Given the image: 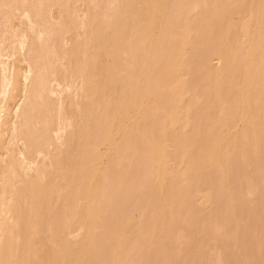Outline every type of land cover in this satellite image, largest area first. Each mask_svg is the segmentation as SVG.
Returning a JSON list of instances; mask_svg holds the SVG:
<instances>
[{
	"label": "rangeland",
	"instance_id": "374dc122",
	"mask_svg": "<svg viewBox=\"0 0 264 264\" xmlns=\"http://www.w3.org/2000/svg\"><path fill=\"white\" fill-rule=\"evenodd\" d=\"M45 1H47V2H45ZM138 1L139 0H51V1L50 0H0V58H1L0 59V82L2 79V73L1 72L5 66H10L12 64L13 66L12 65L11 66H12L13 70L16 69V62H17V59L19 57L18 56L19 50H20V54H25V53H28V51H29V53H32L34 51L37 52L41 49V50H43L44 55L46 56V55H49V52L46 51L47 50L46 48L51 47V45H53L54 39H58L57 42L60 43V47L58 49L60 56L65 54V51L68 53H66L64 56H62L64 58H62V59L60 58L61 60H59L60 56H56V55L55 56L57 57L58 60H54V57H52L53 59L48 58V60H52L54 62L53 64L55 66L59 65L58 67H60L61 69L59 68L58 70H60V75L62 77H63V72H66L68 74L72 73L74 76L78 77L79 79L76 78L75 79L76 81H74V83H71V84L69 83V88H68V85H67L68 83L66 82V80H65V82L67 84L62 81V85H61V87H59V90L61 91V93L59 94V97L64 100V114L65 115L63 114V117L60 118L59 120H57V118H58L57 111L56 110L48 111V116L51 117V120H52V123H54V126H55V123H57V121H59V125H60L59 127L60 128L62 127L61 128L62 131H59V133L58 132H57V134H55L56 132L51 133L52 134L51 135L52 143H53V146H58V148L62 146L60 149L66 150L67 147L65 146V144H66L67 139L70 138V136H72V134H73L72 130L75 131V129H76V131H77V129L81 128V126L83 129V125L85 123L86 124L84 125V129L86 131H87V129L89 130L87 132L89 133V136H90L89 137L88 133L85 131L87 139L86 140H85V138L79 139V142L76 141L72 147L70 146L68 148V151H69V153H71L70 154L71 156H73L75 153H78V150H79L78 154L81 153L80 156H82L80 158V157H78L79 155H77V156L75 155L76 156L75 159L77 157L79 159L77 158L75 161H73V164H70V163H72V159H74L71 156H69L68 157L69 159H67V160H71V162L69 161L70 163H67V160L64 159L63 162L60 163L58 166L52 164V163H54V152H55L53 146L50 147L49 149L46 148V151L44 153L43 152H39V153L36 152V154H35V147L33 148L34 150L31 148L30 149L31 151L30 150L27 151V154L29 152L30 153L33 152V153H31V155L29 153L26 156V157H28V160H26V158L25 159L23 158L26 161L25 162L23 160L25 163L22 161V159L20 161H18L17 167H16L17 173H15V175L13 174L14 176L13 175L11 176V178H12L11 183L13 185L15 184L16 189L14 188L15 186H13V188H11V186H9V187L12 190L15 189L16 191H17V187H18L19 192L17 191L18 195L16 194V191H15V195L13 194L14 191L12 194L10 193L12 196H10V194H8L9 198H11L13 201V202L12 201H10V202L14 203L13 205L15 206V208H14L13 205H11L12 206L11 209L14 208L15 211L11 210L13 212V214L11 213L10 215H13L15 217H11L9 214H1L0 215V217L2 215H3V217L8 216L9 221H11L13 219V222H14V224H13V222L11 221L12 222V225H11L12 230L7 229L8 230L7 235L5 233V235L3 237V242H2L3 245L0 248V260H2V257H3V260L0 261L1 264H7V263L8 264H26V263L27 264H33V263L34 264H37V263L38 264H45V263L46 264H72V263L83 264V263H85L84 261H86V263L89 262L90 264H94V263L98 264L99 260H100L101 264H111L112 262H113L112 264H144V259H143L142 254H145L146 252L149 251L148 249H152L154 246H156V245L151 246V244L155 243V239H156V237H155L156 234H154L153 230H152V224L155 222L156 218L158 217V214H159L158 213V211H159L158 207H160L159 205L161 203L165 202L166 205L171 207V209L169 208V210L167 211V213L169 212L168 215H172V214H170V211L172 210V206L170 205V201H168L169 195L168 196L166 195L167 198L165 195L163 196V194L168 193L166 191L167 189H165L168 187H165L164 189H159V190H162L161 193L157 189H155L156 191L154 190V188L149 189V187L154 186V183L152 182V180L154 179V182H155V174H154V172L151 174V171L154 168L151 170L153 163H152V161L149 162V160H147V159H150V160L152 159V158H148V154H150V156H151L152 152L154 153L155 150L152 149L154 144H155L154 146H158V147L161 146V144L165 145L164 148L169 153V155L167 154L166 158H168V160L170 159L169 160L170 162H167V164L169 165V167L167 165V170L163 169V172L165 171V173H166V174H164V177H167L166 182H169L170 180H172L174 178H178L179 175L181 177V174L184 175L185 172H186V174H188V172H190V174L191 173L193 174L192 164L190 165V163H193V161L196 157L200 158L205 154L204 149L201 146L197 145L196 136L195 137L191 136L190 140H188L187 144H185L186 146L184 145L185 141L182 142V140L184 139V135L189 131V129H188L189 127L188 126L185 127L186 126L185 124L186 123H193L192 127H191L192 129L190 128V131H189V133H191V135H192L194 132V127L196 126L197 123L201 122L202 124H205V122L207 121L206 122V124L208 123L207 126L214 123L212 121V119L213 118L215 119V117H218L217 115H218V113H220L219 112L220 106L224 105L225 102H227V100L226 101L224 99L221 100V98L218 94H216V95H218L219 98L217 96H215V93H213L214 97L212 98L211 97L212 95L208 94V92L205 91V90H207V88H206L207 85H208V89H211V87H210L211 84L208 83V81L206 83L205 82L206 79H204V78L209 73H212V71L215 72V70H214L215 67H216V73H217V71L225 65V64H223L224 62H222L223 61L222 59L225 56L223 57L222 55L226 51H228L230 54L231 51L226 50L227 48L228 49L231 48V47H229V45H230L229 43H231V45H232L233 43H235V41H237L235 39V35L237 37L236 30L231 31V39L226 40L227 39L226 34H228V32H229L228 25L226 23L227 22L229 23V20H230L231 24H234L236 26L240 25L241 23H243V24L247 23L251 19V17L249 15L252 16V14L249 13L251 11H248V10L250 9L249 8L250 6H251V9L253 8L252 6H254V4H253L254 0H247V1L244 0L246 2V4L248 2L246 7H244L246 5L243 3L244 1L240 0V5H241L240 7L246 11L242 10L244 12L243 13L242 11H240L241 9L238 10L236 8V9H234V11L236 12V14L238 13L240 16L237 17V15L234 14L235 13L234 12L233 13L234 17H232V15H231L230 19L225 16L226 13L231 8L230 7L231 3H229V4L227 3L226 5L224 4L228 0L227 1L223 0L224 2L222 0H199V1L198 0H171V3H169L168 6L166 7V10H164L165 13L162 14V16L159 15L160 16L159 19L157 18V20L154 22L151 30H149L147 27L146 33H145L146 37H144L143 39H141V38L138 39V37H139L138 33H142V32L140 31V27L138 25L137 19L140 18V13H142V12H140V10L143 11L144 4H143L142 0H141L142 3L138 2ZM216 2H217V4L220 5V6L218 5L217 9H216L217 4H215ZM48 3H50V4H48ZM51 6H53L54 8ZM133 7H134V9H133ZM202 7L205 9H203ZM208 7H210V8L208 9ZM44 8H46V9H44ZM227 8H229V9H227ZM39 10H41V11H39ZM213 12H214V14H213ZM245 12H246V14H245ZM3 13L5 14L6 17L4 16ZM204 13H206L207 15ZM10 14H12V15L10 16ZM222 14L224 15L225 19L221 18L219 20L220 22L216 21L215 17L220 18V16ZM133 17H134V19H133ZM212 17H214V18H212ZM242 17H244L245 19L246 18H249V19H247L248 21L245 22L246 20H243L244 18H242ZM208 18H210V19L208 20ZM238 18L239 19L241 18L243 20V21L241 20V23L239 22L240 24L238 23V21H239ZM76 24H79V25H76ZM29 26H30V28H29ZM3 27H5V28H3ZM32 32H33V35H32ZM50 32H52L53 34ZM48 33H49V35H48ZM215 33H217V35ZM212 34H214V35L212 36ZM150 35H151V37H149ZM214 36H216L218 51L222 50L221 52L219 51V54H218V55H220V58L215 57L213 55V57L211 56L213 59L209 58L210 63H206V65H205V62H202L200 59L197 58V56L203 47L206 48V44H208V42L210 40H212L214 38ZM37 38L39 39V41L37 40ZM51 39H52V41H51ZM154 39L156 40V42H158L160 44L158 45V43H157L156 46H154V45L151 46V44H152L151 40H154ZM138 41H140V43ZM218 42L219 43L223 42L226 44L222 43L223 45L222 44L218 45ZM35 43L37 44V46ZM59 43H57V45H59ZM241 43H242V45L244 43L243 47H241V48L243 50H247V48H248L247 46H248L249 42L243 40ZM89 44H90V46H89ZM44 45L46 48L44 47ZM12 46H14V47H12ZM18 46H19V48H18ZM224 46L227 47L225 49L226 51L223 49ZM22 47H24V48H22ZM29 47L31 48V50ZM66 47H67V50H66ZM220 47H223V48H220ZM20 48H22V49H20ZM144 48L146 49V52L149 51L147 54L145 52H143ZM22 50H23V52H22ZM248 50H249V48H248ZM14 51L16 52V54ZM46 52H47V54H46ZM228 52H226V53H228ZM244 52H246V51H244ZM161 53H163V54H161ZM148 56H149V59H147ZM5 58H7V59H5ZM159 58L162 60L161 62H160ZM172 58H173V60H172ZM215 58H218V60L217 59L215 60ZM89 59H91V60H89ZM7 60H9V61H7ZM150 60L151 61L155 60V61L153 64H149ZM167 60H169V62ZM66 61H68V62H66ZM7 62H8V65H7ZM195 62L197 63V65ZM61 63L64 66L63 65L61 66ZM193 63H195V64H193ZM214 63H218V64L215 65ZM157 64H158V66H157ZM175 64L177 66V69L179 68L178 66H181V67L183 66L182 67L183 69L180 67L181 71L178 69L179 73L181 72L180 74L178 73V71L176 72L177 69H174ZM178 64H180V65H178ZM200 64H202V65H200ZM134 65H136V67ZM153 65H155V66L153 67ZM203 65H204V67H203ZM221 65H223V66H221ZM171 66L172 67L174 66V67L171 68ZM139 67H140V70H139ZM205 67L207 69L206 72H204L206 70ZM182 70H183V72H182ZM197 70H198V72H197ZM152 71H153V73H152ZM175 72L179 76H177V74ZM202 72H204V74ZM144 73H145V75H144ZM183 73L185 75H183ZM205 73L207 75H205ZM49 74H50V72H49ZM168 74H169V76H168ZM87 75L92 76L96 80L95 87L97 90L94 89V91L91 92L92 95H95L97 92V94H96L97 96L95 95V97H97L96 99H98L99 102H97V105L95 104V106H91V103L93 104L96 101H93V102L91 101V100H93L92 96L90 95V97H89V93L87 94L88 91H87L86 87L84 86V82H82L83 80L81 79V77H85V76L87 77ZM147 75L149 76V78ZM146 78H148L150 80L152 79V83H151L152 86L151 87L153 88V86H154L153 83H154L155 86H157L156 88L154 86L155 90H154V88H153V90H150V87L147 85V79ZM178 80L181 81V84H179L180 81L178 82ZM191 80H193V81L191 82ZM176 82L178 83V85L176 84ZM198 82H199V84H198ZM202 82H203V84H202ZM200 84H202L203 87ZM81 85H82V87H81ZM173 85L175 86V88H176V85H177V87L179 86V88H180V91H178V94H177V98L175 96L176 94L173 93L174 91H172V90H174ZM194 86H196V87H194ZM147 88H148L149 92H148V90H146ZM0 89H1V87H0ZM122 90H124V91H122ZM145 90H146V93L145 94L142 93V92H145ZM194 91H195V93H194ZM84 92H85V95H84ZM120 92H122V94H120ZM151 92L153 94H151ZM115 93L118 95V97L120 95L122 97V98L119 97L122 100H119V98H118V100L120 102L118 101V103H115V104H118L119 108H117V106L116 107L112 106V103L114 101L113 99H117V95ZM126 93H127V96L131 95L130 97L132 98L133 101L132 102L130 101V103L132 104L131 107L128 110L123 109L124 110L123 111V110H120V106L123 103V101L125 100V98H127ZM157 93H159V94L161 93V96L162 95L164 96L163 98H165V97L167 98L168 96H170L166 99V100L169 99L168 100L169 102L167 101V103L171 104L170 106H172L170 112L168 109L166 110V108H163V107H165L163 105H165L167 103L165 100L159 99L157 97ZM142 94L146 95V96H144V98H142L143 97ZM81 95H82V97L80 98ZM86 95L90 99L89 105H88V107L90 106L89 108H87V105L83 104L84 101L81 102L82 100H85ZM139 95H140V97H138ZM173 95L175 96V97H173L175 100H172L171 96H173ZM186 95L188 97H186ZM133 96L135 97V101L137 99V102H134ZM153 98H155L156 101ZM157 99L161 100L163 102V105L161 104L162 102L160 103V101H158ZM213 99H215V100H213ZM86 100H88V99L86 98ZM186 100H188V102ZM216 100H218V103ZM121 101H122V103H121ZM157 101L160 103L159 106L162 105L163 107H158V109H157V105H158V104H156ZM178 101H180V102L178 103ZM199 101H200V103H199ZM215 101L217 103L216 105L218 106V108L216 107V109L217 110L219 109V110L218 111L216 110L217 115L212 117V115H210V112H212L211 106L213 104L215 105ZM99 103H101V104L103 103L104 105L102 104L101 106H98ZM104 106H106L105 110L107 112H110L111 110H115L114 108H116V110H117L116 114L114 116L113 115L110 116V113L112 112L111 111L108 116H104L103 115V114H105ZM175 106L178 109L180 108V113L182 116V121L180 123H178L177 125H173L172 122L170 121L171 120V114L170 113L172 112V109ZM154 107H156V108L153 109ZM176 107H175V109H176ZM82 108H84L85 110H82ZM90 108H92V109H90ZM160 108H163V109H160ZM198 108H200V109H198ZM42 109L43 108L41 106V109H39L38 113L41 112V114H42V112L45 110V109H43V110ZM182 109H184V110H182ZM40 110H42V111H40ZM155 110L160 111L159 113L157 111V113L159 115L154 112ZM166 111H168L169 114L164 113ZM185 111H186V113H185ZM208 112H209V114H208ZM38 113H37V116H42V115L44 116V114L47 115L46 110H45V112H43L42 115L41 114L39 115ZM97 113L102 114V115L98 116L99 117L98 120L100 121L99 124H96L95 122L97 120L95 121L93 119V116L95 114L97 115ZM162 114L165 116H163ZM167 114L169 116H167ZM145 115L147 117H145ZM154 115H158L157 119ZM54 116L56 118H54ZM116 116H118V120H119V118H122L121 121L124 119L123 123L125 124V126H123L124 124L123 125L121 124V127H119L118 123L119 122L121 123V121L117 120L116 124H118V125H116V127H113V132L109 131L110 125H107V122H110V121L112 122L113 117H116ZM166 116H167V118H166ZM192 119H194V120H192ZM166 121L167 122L170 121V122L166 123ZM183 121H187V122L185 124H183ZM136 124H139L140 126H144V128H142V131H143V129H146V133L144 131H143L144 133L141 131L143 133V135L147 134V136L149 135V137H151V138L156 136V138L153 139L154 140L153 144H151L152 141L149 142V140H151V139H149V137H147V136H146V138H143V136L140 137L141 140L138 143L139 144L141 142L145 143V141H142V139H144V140L146 139V141L149 139L148 143H150L152 146L148 145V143L146 142L147 143V145L145 144L146 147L144 144L142 146L141 144L139 145L137 143L142 148L137 146V144L136 145L132 144L133 145V148L131 147L132 150L130 148L126 149L124 147H123L124 149H122V150L121 149L116 150L114 147L115 142L118 143V140L120 141V139L122 138V135H124V131H121V130L124 129L125 127H127L128 130H129V128L133 129L134 125H136ZM146 124H148V125H146ZM206 124H205V126H206ZM126 125H128V126H126ZM241 125H242L241 122H237L236 130H240V129L242 130ZM145 126L148 129L145 128ZM149 126H151V127H149ZM183 126H184V128H183ZM106 128H107V130H106ZM150 128H151L150 131L152 134L147 133V131ZM84 129H83V131H84ZM163 129H165V130H163ZM208 129H209V126L207 127V130ZM91 130L96 132V133L100 132V136L105 133L101 137L102 139L104 137L103 140H100L101 138L97 134L98 140L101 143L100 142L98 143L97 138L95 140L92 139L94 132L92 133ZM160 131H161V133H160ZM164 131H168V135L164 136L165 134L162 133ZM171 131L173 133H171ZM66 132H67V134H66ZM106 133L109 136L108 135L106 136ZM142 133L139 134V136H141ZM120 134H122V135H120ZM125 134H126V132H125ZM158 134H159V136L157 137ZM178 135H179V138L176 137ZM105 137H106V139H105ZM162 137H164L163 138L164 142H163V139H161ZM107 138L110 139V141H108ZM176 138L179 140H175ZM181 138H182V140H181ZM167 139H169V140H167ZM80 140H82V141L80 142ZM96 140H97L96 143L100 144V146H99L100 148H98L96 151V154H97V155L95 154L96 158L93 159L92 162H90V164L93 166L92 168H90V170L92 169L94 174L91 173L92 172V170H91V172H89L88 174L87 173L85 174V177H82L80 175V173H82V170H80V168H82L83 167L82 165L85 164V163H83L84 161H82L83 160L82 158L85 155L83 152H81V149L83 151V148H82L83 144H81V143H83L84 141L88 143V141L91 142V141H96ZM112 141L114 143V146H113V143L111 144ZM180 142L182 145L180 146V149H177L178 148L177 146ZM76 143H78L81 146V149H80V147H78V149H76V146H79ZM147 146H149V147H147ZM134 147H136L137 150H135ZM51 148H53V149H51ZM149 148L152 151H150ZM70 149L71 150L75 149V150L71 151ZM128 149H130V150H128ZM184 149H187V150H184ZM182 150H183V152H182ZM128 151L131 152V155ZM48 152L50 154H47ZM72 152H73V154H72ZM98 152H99V154H98ZM37 153L39 156H37ZM40 154H41V156H40ZM114 154L116 157L114 156ZM186 154H188V156ZM34 155H36V156L34 157V159H32ZM234 155L236 156V153ZM30 157H31V159H30ZM52 157H53V162L50 161V159H52ZM132 157H135V159L140 161V164L138 163V165H137L138 168L140 167L139 169H137V167L135 166L137 163V160H134L135 161V163H134L132 161V159H133ZM141 157L147 158L146 162H144L145 161L144 158H143L144 161H143V159L141 161ZM70 158H72V159H70ZM235 158H236V160L238 159L237 161L240 163V167H241V168H239V167L236 168L237 169L236 172L240 169V172H242V173L244 172L243 170H246L247 171L246 173H248V171H249L248 174H251L252 166L250 164H248L247 161H245L241 157L236 156ZM42 160H44V161H42ZM77 160H78V162L82 161L81 164L82 163L83 164L82 165L79 164L78 162H76ZM30 161H33V162H30ZM64 161H65V164H64ZM131 161L133 162L134 165L132 164ZM20 162H21V164H19ZM74 162L76 163V165L74 164ZM121 162L123 165L120 164ZM23 163H24V167H23ZM125 163H127V164H125ZM90 164H88V168H89ZM112 164H114V165H112ZM69 165H74V166H69ZM126 165L128 166V168ZM132 165H133L134 170L131 169ZM141 165L144 167L142 168ZM68 166H69V168H68ZM75 166L76 167L78 166V167L75 168ZM84 166H86V164ZM107 166L109 167V169L111 167V169L108 170V172H107V169L105 170V167L107 168ZM188 166L189 167L191 166V171L187 172V169L190 170ZM70 167L71 168L74 167L78 171L77 170L74 171V168L71 170ZM123 167H124V169L125 168H127V169L124 171ZM94 168H96V171L98 170L97 171L98 175H97V172H95ZM103 168H104V171L102 170ZM114 169H116L118 171V174H117L116 170H115L116 172L115 171L112 172ZM120 169H123V171H119ZM148 169H150L151 171ZM24 170H25V173L28 174L25 177H23V173H24L23 171ZM39 171H41V173H39ZM42 171H44L46 173H44ZM73 171L76 173L74 174ZM132 171H133V173H131ZM51 172H53V173H51ZM70 172H71V174H70ZM25 173H24V175H25ZM113 173L114 174L116 173L118 176L116 174L114 175ZM127 173H129L128 174L129 176H127ZM16 174L20 175L19 178L22 181L23 180L25 181L27 179L25 182L24 181L22 182L18 178L19 181L23 183L22 186L17 181V179L15 177V176H17ZM48 174H50V175L47 176ZM77 174H78L77 177H79V175H80L82 177V179H80V178L76 179L75 175H77ZM105 174L108 175L109 177L106 176ZM121 174H122V177L119 176ZM148 174H149V176H148ZM40 175H41V177H39ZM44 175L46 177H44ZM82 175H84V174H82ZM69 176H71V177L69 178ZM74 176H75V179L73 180ZM97 176H98V178H97ZM22 177H23V179H22ZM103 177H105V178L103 179ZM107 177L109 178V180ZM117 177H119L120 181L118 180ZM147 177H151V178H148V180H150V181L147 180ZM169 177H171V178H169ZM85 178H86V180H85ZM13 179H14V181L16 180L15 183H13L14 182ZM144 179H146V180H144ZM50 180H52V181H50ZM70 180L72 182H70L69 183L70 185H69L68 181H70ZM30 181L31 182L35 181V182H33L35 184H37L39 181H41V184H39V185L37 184V188L39 189V187H40L39 191H41V193L39 192V194H42V195L38 196L39 194L37 193V191H38L37 188L36 189L33 188L34 190L31 189V187L29 186L30 185L29 183H31ZM118 181L120 184L117 183ZM16 182H17V184H16ZM46 182L49 183L50 185L46 184ZM146 182H148V183L146 184ZM72 183H74V184H72ZM150 183L152 184V186H149V185H151ZM71 184H72V187H71ZM129 184H131V185H129ZM167 184L170 185L169 183H167ZM43 185H45L46 187H43ZM24 186L25 187L29 186L28 187L29 192H28L27 188H24ZM99 186H100V189H99ZM246 186L247 187H245V184L242 186V188H243L242 191H244L243 194H245L244 196L246 197V200H247L249 206L257 207L258 206V200H257L256 190H254V188L252 186L249 187L250 185H246ZM47 187H49L51 189H49ZM58 187H59V189L57 190ZM65 188H67V189H65ZM47 189H49V190H47ZM141 189H142V191H141ZM143 189H144V191H143ZM22 190H23V192H22ZM26 190H27V192H26ZM35 190L37 193L36 195L33 194V193H35L34 192ZM78 190H80V191H78ZM194 191H192V192H194ZM21 192H22V194H20ZM24 192H25V195H24ZM83 192H84V194H83ZM65 193H66V196H65ZM152 193H153V196L151 195ZM67 194H68V196H67ZM158 194L161 195L162 197H165V200H163V198L161 199L160 198L161 196H158ZM30 195L32 197L34 195V197L32 199L30 198V200H29V197H31ZM70 195L74 196V197L69 198ZM194 195H195V199L196 198L198 199L197 193L196 194L194 193ZM35 196H37L39 198L35 199ZM41 196H43V198H41ZM45 196H48V198ZM44 197H45V199H44ZM49 198H50L51 202H50ZM157 198H159V200ZM139 199H141V200H139ZM32 200H33V202H32ZM104 200L107 201L108 204ZM24 201L25 202L27 201L26 204ZM29 201H31V202H29ZM166 201L169 203H167ZM105 204H107V205H105ZM39 205H40V207H39ZM66 206L68 209L66 208ZM99 206H101V207H99ZM203 208L204 209H202V210L208 209L210 211V208H212V205L209 206V204H206V206L203 205ZM93 209H94V211H93ZM51 212H53L55 215ZM99 213L102 215L101 219L99 217V215H100ZM121 213H123V214H121ZM23 214H24V216H23ZM39 215H41L40 218H42V219H39V217H38ZM110 215L114 216V218L111 217ZM33 216H35V217H33ZM3 217H1L0 220L3 221ZM79 218H80V220H79ZM92 218H94V219H92ZM110 218H111V220H110ZM119 218H120V220H119ZM35 219H36V221H35ZM38 219H39V221H38ZM109 220L110 221L113 220L111 222V224L113 223L112 224L113 226L109 223L110 222ZM245 220L242 221V224L247 222V219H245ZM99 221H102V222H99ZM31 222L35 223V224H32ZM53 222H55V224ZM148 222H149L150 226L149 225L147 226ZM38 223H39V225H37ZM94 224H96V225H94ZM108 224H110L111 226ZM114 224H115V227H114ZM32 225H34V226H32ZM97 225L98 226L100 225V227H98ZM219 225L221 228L219 230V232H221V233L218 235H214V234L211 235V239L213 240V242L215 244L213 242L208 241V236H206V237L204 236V233H206V232H203V231L200 232V230L198 229L199 231L196 230L197 233H195V234H196V236L199 235L198 237L203 236L206 239L207 246H209V247L211 246V249H212L211 254H214L213 256H211V260L213 259V264H226L225 261H226V256H227V254H226L227 248L225 247L224 244L223 245L220 244L221 246L217 245L216 242L217 241L222 242V240H228L232 236L233 231L228 232V230L227 231L224 230L223 224L219 223ZM45 226H46V228H45ZM47 226H48V228H47ZM56 226L57 227L60 226V227H58V229H57ZM52 227H53V231H50V230H52ZM113 227H114V229H113ZM101 228H102V230H101ZM142 228L144 231L146 229H149L150 232L148 230L143 232ZM182 228H184L185 230L187 229L186 226L185 227L182 226ZM37 229H39V230H37ZM178 229H179V231H178L179 233L181 230H183V232L185 231L184 229H180V227ZM60 232H61V234H60ZM102 232L103 233L105 232V233L103 234ZM108 232H110V233H108ZM140 232L142 235L140 234ZM112 233L114 235H120L119 237H123L122 239H124L123 244H125V246L123 245L120 250H116L117 252L115 251V248L113 247L115 245L117 246V242L114 241L115 236L112 235ZM151 233H152V235H151ZM95 234H97L98 237ZM107 234L108 235L111 234V236L110 235L107 236ZM6 236H8V238ZM31 237H32V239H31ZM101 237L103 238V240ZM107 237L110 238L111 240L110 239L108 240ZM153 237H155V238H153ZM138 238L140 240L142 239L141 243H140V240ZM148 238H149V241L146 240ZM29 239H30V241H29ZM36 239H38L39 241ZM46 239L48 240V242ZM205 239H203V241ZM150 240H151V244L149 243ZM34 241H35V243H34ZM103 241H105V242L103 243ZM146 241H148V243L150 245ZM71 242H73V243H71ZM87 242H89V244ZM107 242H108V245L106 244ZM86 244H88L89 246ZM96 244H97V246H96ZM98 245L101 246V248H98L99 247ZM146 245H147V247H146ZM86 247H88V248L91 247L90 248L91 251L90 250L88 251V248L85 249ZM5 249H6L7 253H6ZM103 249L106 252H104ZM85 250H87V251H85ZM99 250L101 251L100 253H102V252L105 253V254L102 253L101 257H99L100 256L99 255L100 253H98ZM121 250H123V251H121ZM33 251H35V253ZM47 251L49 252L50 255L47 254L48 253ZM52 253H55V254H52ZM112 253H114V255ZM6 254H8V255H6ZM111 254H112V256H111L112 260L110 259V256H109ZM46 255L52 258V260L50 262L48 259H46ZM7 257L11 258V259L9 260ZM70 257H71V259L72 258H75V259L78 258L76 260L77 263H76V261L74 262L75 259H73V261H70ZM80 257H81L80 260H82V261L84 260L83 262L79 260ZM103 257H105V259ZM83 258H85V259H83ZM90 259L91 260L94 259V261H92L93 263H91V261H88ZM20 260H21V262H20ZM191 260H192V258L189 259V262L192 263L193 261H191ZM191 263H189V264H191Z\"/></svg>",
	"mask_w": 264,
	"mask_h": 264
},
{
	"label": "bare ground",
	"instance_id": "6f19581e",
	"mask_svg": "<svg viewBox=\"0 0 264 264\" xmlns=\"http://www.w3.org/2000/svg\"><path fill=\"white\" fill-rule=\"evenodd\" d=\"M51 1V0H50ZM143 4H144V8L143 11L140 10V18L137 19L138 21V25L140 27V31L142 33H138V39H143L144 37H146L145 33H146V29L148 27L149 30H151L154 22L157 20V18L159 19V15L162 16V14H164V10H166V7L168 6L169 3H171V0H142ZM141 0H139L138 2L142 3ZM199 1V0H198ZM223 1V0H222ZM227 1V0H226ZM244 1V0H241ZM247 1V0H246ZM47 2V1H45ZM53 2V1H52ZM207 2V1H206ZM224 2V1H223ZM3 3V2H2ZM21 3V2H20ZM51 3V2H50ZM48 3V4H50ZM203 3V2H202ZM229 4L230 5V10L226 13V17L230 19L231 15L232 17H234V14H236V12L234 11V9H238L240 11L244 10L243 8H241L240 6V0H228L227 2H225L224 4ZM244 4H246V2H243ZM35 4V3H34ZM69 4V3H68ZM207 4V3H206ZM209 4V3H208ZM212 4V3H211ZM217 4V2L215 3ZM248 4V2H247ZM247 4L244 6L246 7ZM254 6H252L253 8L251 9V6L249 7L250 9L248 11L251 15H249L251 17V19L248 21L247 19L249 18H244L243 20H246L245 24L241 23V18L239 19L238 23L240 25L236 26L234 24H231L230 20L229 23L227 22L226 24L228 25V34H226V40H230L231 39V31L236 30L237 33V37L235 35V39L237 41H235V43H233L231 45V43H229V47L231 48H227L224 46L220 47L223 48L224 50H229L231 51V53L229 54L225 53L222 55L224 58L222 59L224 62L223 64H225L221 69H219L216 73V67H215V72L212 71V73H209L208 75L205 73V75H207L204 79L205 82L210 83V87L211 89H208V85L206 86L208 94L212 95L211 97L213 98L214 95L213 93H215V96H217L219 98H221V100H227V102H225L224 105L220 106V113H218V115L216 114L217 110L216 107L218 108V106L216 105L217 103L215 101V105L213 104L212 107V112H210V115L213 116H218L215 117V119L212 121L214 123L208 125L209 129L207 130V124L205 126V124L197 123L196 126L194 127V132L191 135V133H189L190 128L192 127L193 123H186L187 121H183V124H185V127H189V131L184 135V139L182 140L185 141L184 145L187 144V141L190 140L191 136H196L197 138V145L201 146L204 151L205 154L198 158L196 157L193 161V163H190V165L192 164V172L193 174L191 175L190 172L191 171V166L189 167L190 170L187 169L188 174H181V177L179 175L178 178H174L172 180H170L169 182H166L167 177H164L165 171L167 170V162H170L168 160L167 154L169 155L168 151L165 150V145L161 146H154L153 145V150L154 153L152 152L151 156L150 154H148V158H152L144 159L141 157V161L143 159L144 162H146V159L150 161H152L153 166L151 167V174L154 172L155 174V182L154 179L152 180V182L154 183V186H152V182L150 183L152 187H149V189L154 188L159 190V189H167L166 191L168 193L163 194V196L165 195H169L168 196V201H170V205L172 206V210L170 211V214L172 215H168L167 211L169 210V208L171 209V207H169L168 205L164 203H159L160 207L159 211H158V217L156 218L155 222L152 224V230L153 233L156 234V239H155V243L151 244V240H150V244L151 246H154L152 249H148L149 251L146 252L143 255V259H144V264H189L191 262H189V259L192 258L191 261H193L191 264H213V259L211 260V256H213L214 254L212 253V249L211 246H207V242L206 239L201 236L198 237L196 236L195 233L196 230H200L204 233V236H208V241L209 242H213V240L211 239V235H218L221 232H219L220 225L219 223L223 224L224 226V230H228L229 231H233L232 236L228 239V240H222V242L217 241L216 244L220 245V244H224L225 247L227 248V256H226V264H264V0H254L253 2ZM21 5V4H20ZM56 5V4H55ZM130 5V4H129ZM219 4H217L216 9L218 7ZM251 5V4H250ZM7 6V5H6ZM19 6V5H18ZM40 6V5H39ZM46 6V5H45ZM220 6V5H219ZM222 6V5H221ZM9 7V6H8ZM7 7V8H8ZM30 7V6H29ZM33 7V6H32ZM42 7V6H41ZM53 7V6H51ZM127 7V6H126ZM200 7V6H199ZM204 7V6H203ZM202 7V8H203ZM229 7V6H228ZM14 8V7H13ZM43 8V7H42ZM54 8V7H53ZM128 8V7H127ZM210 7H208L209 9ZM46 9V8H44ZM118 9V8H117ZM116 9V10H117ZM134 9V7H133ZM132 9V10H133ZM205 9V8H203ZM224 9V8H223ZM229 9V8H227ZM38 10V9H37ZM63 10V9H62ZM69 10V9H68ZM123 10V9H122ZM139 10V9H138ZM201 10V9H200ZM199 10V11H200ZM215 10V9H214ZM41 11V10H39ZM46 11V10H45ZM78 11V10H77ZM95 11V10H94ZM198 11V12H199ZM219 11V10H218ZM226 11V10H225ZM246 11V10H244ZM27 12V11H26ZM38 12V11H37ZM71 12V11H70ZM79 12V11H78ZM127 12V11H126ZM235 12V13H234ZM243 12V11H242ZM21 13V12H20ZM221 13V12H220ZM219 13V14H220ZM234 13V14H233ZM244 13V12H243ZM4 14V13H3ZM42 14V13H41ZM44 14V13H43ZM206 14V13H204ZM214 14V12H213ZM246 14V12H245ZM12 14H10L11 16ZM35 15V14H34ZM77 15V14H76ZM207 15V14H206ZM210 15V14H209ZM216 15V14H215ZM237 17H239L240 15L237 13L236 14ZM5 16V14H4ZM63 16V15H62ZM75 16V15H74ZM139 16V15H138ZM219 16V15H218ZM6 17V16H5ZM9 17V16H8ZM20 17V16H19ZM215 17V16H214ZM212 17V18H214ZM211 18V19H212ZM221 18L225 19L224 15L222 14L219 17H215L216 21H219ZM29 19V18H28ZM84 19V18H83ZM134 19V17H133ZM210 18H208L209 20ZM11 20V19H10ZM124 20V19H123ZM242 20V21H243ZM17 21V20H16ZM26 21V20H25ZM35 21V20H34ZM46 21V20H45ZM62 21V20H61ZM76 21V20H75ZM224 21V20H223ZM27 22V21H26ZM36 22V21H35ZM47 22V21H46ZM60 22V21H59ZM91 22V21H90ZM89 22V23H90ZM220 22V21H219ZM222 22V21H221ZM25 23V22H24ZM58 23V22H57ZM74 23V22H73ZM78 23V22H77ZM19 24V23H18ZM231 24V25H230ZM23 25V24H22ZM79 25V24H76ZM6 26V25H5ZM31 26V25H30ZM29 26V28H30ZM63 27V26H62ZM92 27V26H91ZM5 28V27H3ZM41 28V27H40ZM60 28V27H59ZM63 29V28H62ZM20 30V29H19ZM4 31V30H3ZM22 31V30H21ZM33 31V30H32ZM90 31V30H89ZM43 32V31H42ZM45 32V31H44ZM52 33V32H50ZM10 34V33H9ZM53 34V33H52ZM74 34V33H73ZM98 34V33H97ZM217 35V33H215ZM12 35V34H11ZM33 35V32H32ZM35 35V34H34ZM49 35V33H48ZM214 34H212L213 36ZM22 36V35H21ZM50 37V36H49ZM59 37V36H58ZM57 37V38H58ZM92 37V36H91ZM151 37V35L149 36ZM6 38V37H5ZM4 38V39H5ZM41 38V37H40ZM53 38V37H52ZM103 38V37H102ZM161 38V37H160ZM234 38V37H233ZM61 39V38H60ZM207 39V38H206ZM25 40V39H24ZM36 40V39H35ZM37 40L39 41V39L37 38ZM46 40V39H45ZM58 39H54V43L53 45H51V47H44L47 49L46 51L49 52V55H44L43 50L39 51H34L32 53H25V54H20V50L19 52V57L17 59L16 62V69L13 70L12 66H5L4 69L2 70V79L0 82V215L1 214H13V212L11 210L15 211V206L13 205L14 203H12V199L9 198L8 194H12L14 191V195H15V189L16 186L15 184L13 185L12 182V178L11 176L16 172V167H17V163L18 161H20L22 159V161L26 158V160H28V157H26L27 151H29L31 148L33 149L35 147V154L36 152H45L46 148H50L53 146L52 143V137H51V133L56 132L55 134H57V132L59 133V131H62V127L60 128L59 126V121H57V123H52L51 117L48 116V111H52V110H56L57 114H58V118L57 120H59L60 118L63 117L64 114V100L62 98L59 97V94L61 93V91L59 90V87H61L62 85V81L68 83H66L68 85L69 88V83H74V81H76L75 79L78 78L76 76H74L72 73H66L63 72V77L60 75V70H58L60 67H58L59 65H54L52 60H48V58H52L54 57V60H58L56 56H60V53L58 51L59 47H60V43L57 42ZM100 40V39H99ZM247 41L248 43V48L247 50H243L241 47H243L242 45V41ZM52 41V39H51ZM134 41V40H133ZM68 42V41H67ZM78 42V41H77ZM132 42V41H131ZM140 43V41H138ZM152 45L156 46L158 42H156V40H151ZM226 42V41H225ZM4 43V42H3ZM33 43V42H32ZM38 43V42H37ZM47 43V42H46ZM57 43H59V45H57ZM147 43V42H146ZM223 42L219 43L218 45H221ZM29 44V43H28ZM36 44V43H35ZM39 44V43H38ZM66 44V43H65ZM64 44V45H65ZM70 44V43H69ZM148 44V43H147ZM146 44V45H147ZM160 43H158L159 45ZM226 44V43H223ZM222 44V45H223ZM246 44V43H245ZM102 45V44H101ZM172 45V44H171ZM37 46V44H36ZM90 46V44H89ZM228 46V45H227ZM14 47V46H12ZM140 47V46H139ZM142 47V46H141ZM174 47V46H173ZM245 47V46H244ZM8 48V47H7ZM17 48V47H16ZM19 48V46H18ZM24 48V47H22ZM20 48V49H22ZM26 48V47H25ZM30 48V47H29ZM143 48V47H142ZM148 48V47H147ZM168 48V47H167ZM38 49V48H37ZM26 50V49H25ZM31 50V48H30ZM36 50V49H35ZM67 50V47H66ZM145 50V51H144ZM150 50V49H149ZM3 51V50H2ZM135 51V50H134ZM153 51V50H152ZM151 51V52H152ZM160 51V50H159ZM220 52L222 50H219ZM218 51V47H217V41H216V36H214V38L212 40H210L208 42V44H206V48H202L200 53L198 54L197 58L200 59L202 62L206 63H210V59L212 58L213 55L215 57H219L220 55ZM246 51V52H244ZM8 52V51H7ZM10 52V51H9ZM13 52V51H12ZM15 52V51H14ZM23 52V50H22ZM46 52V54H47ZM70 52V51H69ZM73 52V51H72ZM143 52H145L146 54L149 52H146V49H143ZM4 53V52H3ZM62 53V52H61ZM68 53L65 51V54ZM138 53V52H137ZM153 53V52H152ZM160 53V52H159ZM16 54V52H15ZM65 54L61 55L59 57V60H61L62 56H64ZM157 54V53H156ZM163 54V53H161ZM221 54V53H220ZM12 55V54H11ZM56 55V56H55ZM149 55V54H148ZM73 56V55H72ZM94 56V55H93ZM92 56V57H93ZM145 56V55H144ZM152 56V55H151ZM212 56V57H211ZM56 57V58H55ZM91 57V56H90ZM159 57V56H158ZM161 57V56H160ZM4 58V57H3ZM61 58V59H60ZM1 59V58H0ZM7 59V58H5ZM14 59V58H13ZM53 59V58H52ZM134 59V58H133ZM145 59V58H144ZM149 59V56L148 58ZM153 59V58H152ZM160 59V58H159ZM169 59V58H168ZM182 59V58H181ZM184 59V58H183ZM213 59V58H212ZM218 60V58H215V60ZM48 60V61H47ZM91 60V59H89ZM173 60V58H172ZM9 61V60H7ZM12 61V60H11ZM155 61V60H154ZM154 61H149V64H153ZM162 60L160 59V62ZM169 62V60H167ZM177 61V60H176ZM185 61V60H184ZM209 61V62H208ZM214 61V60H213ZM64 62V61H63ZM68 62V61H66ZM174 62V61H173ZM201 62V63H202ZM219 62V61H218ZM221 62V63H222ZM58 63V62H57ZM93 63V62H92ZM180 63V62H179ZM196 63V62H195ZM193 63V64H195ZM160 64V63H159ZM177 64V63H176ZM175 64V68L177 69V66ZM215 65H217L218 63H214ZM8 65V62H7ZM63 64L61 63V66ZM66 65V64H65ZM156 65V64H155ZM153 65V67L155 66ZM180 65V64H178ZM185 65V64H184ZM192 65V64H191ZM197 65V63H196ZM202 65V64H200ZM64 66V65H63ZM136 67V65H134ZM158 66V64H157ZM170 66V65H169ZM195 66V65H194ZM209 66V65H208ZM211 66V65H210ZM58 67V68H57ZM141 67V66H140ZM139 67V70H140ZM174 67V66H173ZM171 66V68H173ZM179 70L181 66H178ZM183 67V66H182ZM181 67V68H182ZM191 67V66H190ZM204 67V65H203ZM64 68V67H63ZM62 68V69H63ZM69 68V67H68ZM143 68V67H142ZM151 68V67H150ZM165 68V67H164ZM168 68V67H167ZM185 68V67H184ZM194 68V67H193ZM212 68V67H211ZM61 69V68H60ZM156 69V68H155ZM176 70V72L179 70ZM183 69V68H182ZM206 69V67H205ZM204 69V70H205ZM143 70V69H142ZM148 70V69H147ZM186 70V69H185ZM146 71V70H145ZM174 71V70H173ZM181 71V70H180ZM188 71V70H187ZM207 69L204 71L206 72ZM50 72V74H49ZM71 72V71H70ZM109 72V71H108ZM140 72V71H139ZM175 72V73H176ZM183 72V70H182ZM198 72V70H197ZM204 72H202L204 74ZM48 73V74H47ZM153 73V71H152ZM172 73V72H171ZM181 73V72H180ZM179 73V74H180ZM188 73V72H187ZM143 74V73H142ZM177 74V73H176ZM175 74V75H176ZM189 74V73H188ZM199 74V73H198ZM215 74V75H214ZM128 75V74H127ZM145 75V73H144ZM183 75H185L183 73ZM78 76V75H77ZM139 76V75H138ZM148 76V75H147ZM146 76V77H147ZM169 76V74H168ZM171 76V75H170ZM177 76H179L177 74ZM187 76V75H186ZM62 77V78H61ZM154 77V76H153ZM181 77V76H180ZM204 77V76H203ZM215 77V78H214ZM112 78V77H111ZM144 78V77H143ZM149 78V76H148ZM147 79V85L150 87V90H153L155 84L153 83V88L151 87V83H152V79ZM170 78V77H169ZM178 78V77H177ZM176 78V79H177ZM62 79V80H61ZM79 79V78H78ZM81 79L83 80L82 82H84V86L87 89V94L89 93V97L90 95L92 96L91 100L96 101L95 103H91V106H95V104L97 105L98 99H96L97 97H95V95H92L91 92L94 91V89H96L95 87V83L96 80L92 77V76H88L87 77H81ZM143 80V79H142ZM200 80V79H199ZM180 80H178L179 82ZM193 80H191L192 82ZM175 82V81H174ZM185 82V81H184ZM171 83V82H170ZM173 83V82H172ZM169 84V83H168ZM176 84L178 85V83L176 82ZM181 84V81L180 83ZM199 84V82H198ZM203 84V82H202ZM200 84V85H202ZM73 85V84H72ZM145 85V84H144ZM146 85V86H147ZM176 88L175 86L173 87L174 91L173 93L176 94V98H177V94L178 91H180L179 86ZM184 85V84H183ZM181 86V85H180ZM185 86V85H184ZM190 86V85H189ZM82 87V85H81ZM157 86H155L156 88ZM171 87V86H170ZM196 87V86H194ZM203 87V85H202ZM209 87V88H210ZM213 87V88H212ZM78 88V87H77ZM111 88V87H110ZM154 88V90H155ZM179 88V89H178ZM105 89V88H104ZM109 89V88H108ZM176 89V90H175ZM75 90V89H74ZM85 90V89H84ZM97 90V89H96ZM148 90V88L146 89ZM142 92V93H146ZM191 90V89H190ZM193 90V89H192ZM210 90V91H209ZM65 91V90H64ZM121 91V90H120ZM124 91V90H122ZM144 91V90H143ZM157 91V90H156ZM177 91V92H176ZM70 92V91H69ZM76 92V91H75ZM149 92V90H148ZM147 92V93H148ZM153 92V91H152ZM151 92V94H153ZM160 92V91H159ZM118 93V92H117ZM186 93V92H185ZM188 93V92H187ZM191 93V92H190ZM195 93V91H194ZM199 93V92H198ZM116 94V93H115ZM120 94H122V92H120ZM159 93H157V97L161 100H165L166 103L169 100H166L167 98H163L164 96H161V93L158 95ZM193 94V93H192ZM218 94V95H216ZM85 95V92H84ZM117 95V94H116ZM115 95V96H116ZM169 95V94H168ZM183 95V94H182ZM201 95V94H200ZM204 95V94H203ZM97 96V95H96ZM99 96V95H98ZM127 96V93H126ZM125 96V97H126ZM131 95H128L127 98H125V100L121 101V106H120V110H128L131 107V103L132 102V98L130 97ZM142 98H144V96L142 94ZM149 96V95H148ZM174 95L171 96L172 100H175L173 97H175ZM184 96V95H183ZM74 97V96H73ZM76 97V96H75ZM82 97V95L80 96V98ZM95 97V98H94ZM121 97V95L119 96ZM117 95V99H113V103L112 106H117V108H119L118 103L119 100H122L121 98H119ZM140 97V95L138 96ZM163 99H162V98ZM186 97H188L186 95ZM190 97V96H189ZM86 98L88 100H86ZM85 100H82L81 102L84 101V105H89V98L86 95ZM115 98V97H114ZM119 98V100H118ZM134 98V102H137V99L135 101V97ZM141 98V99H142ZM148 98V97H147ZM191 98V97H190ZM211 98V99H212ZM217 98V99H218ZM75 99V98H74ZM155 99V98H153ZM179 99V98H178ZM177 99V100H178ZM199 99V98H198ZM158 100V99H157ZM161 100L160 103L162 102ZM210 100V99H209ZM215 100V99H213ZM143 101V100H142ZM156 101V99H155ZM157 101L156 104L157 105V109L158 107H163L166 108V110L168 109L169 112L171 111V104L167 103L165 105H163V102L161 103L162 105L159 106V102ZM181 101V100H180ZM178 101V103L180 102ZM188 102V100H186ZM201 101V100H200ZM199 101V103H200ZM109 102V101H108ZM120 102V101H119ZM146 102V101H145ZM169 102V101H168ZM194 102V101H193ZM192 102V103H193ZM220 102V101H219ZM224 102V101H223ZM74 103V102H73ZM171 103V102H170ZM177 103V102H176ZM196 103V102H195ZM103 104V103H102ZM101 103L98 104V106L102 105ZM104 105V104H103ZM150 105V104H149ZM155 105V104H154ZM180 105V104H179ZM200 105V104H199ZM208 105V104H207ZM41 106L43 109H45L47 111V115L44 114V116L42 115L43 112H45V110L40 113H38L39 109H41ZM109 106V105H108ZM189 106V105H188ZM187 106V107H188ZM40 107V108H39ZM71 107V106H70ZM82 107V106H81ZM153 107V106H152ZM176 107V106H175ZM173 107L171 114V122L173 125H177L178 123H180L182 121V116L180 113V108L178 109L176 107ZM101 108V107H100ZM114 108V107H113ZM134 108V107H133ZM156 107H154L153 109H155ZM160 108V109H163ZM203 108V107H202ZM42 109V110H43ZM92 109V108H90ZM106 106H104V112L105 114H103L104 116H108L110 113L111 115H115L117 110L116 108H114L115 110H111L110 112H107L106 110ZM135 109V108H134ZM152 109V110H153ZM200 109V108H198ZM40 110V111H42ZM79 110V109H78ZM82 110H85L84 108H82ZM131 110V109H130ZM141 110V109H140ZM174 110V111H173ZM184 110V109H182ZM193 110V109H192ZM217 110V111H216ZM55 111V112H56ZM124 111V110H123ZM158 113L160 112L159 110H157ZM157 111L155 110L154 112L157 113ZM164 111V110H163ZM162 111V112H163ZM82 112V111H81ZM127 112V111H126ZM125 112V113H126ZM136 112V111H135ZM161 112V113H162ZM193 112V111H192ZM37 113L42 116H37ZM153 113V112H152ZM157 113V114H158ZM164 113H168V111L164 112ZM186 113V111H185ZM143 114V113H142ZM169 114V113H168ZM167 114V116H169ZM209 114V112H208ZM50 115V114H49ZM65 115V114H64ZM102 114L97 113V115L95 114L93 116V119L96 121V124H99V117ZM147 115V114H146ZM145 115V117H147ZM159 115V114H158ZM158 115H154L157 119ZM163 115V114H162ZM188 115V114H187ZM202 115V114H201ZM200 115V116H201ZM142 116V115H141ZM165 116V115H163ZM166 116V118H167ZM143 117V116H142ZM209 117V116H208ZM211 117V118H212ZM54 118H56L54 116ZM184 118V117H183ZM210 118V119H211ZM122 118H119V120L121 121ZM198 119V118H197ZM200 119V118H199ZM54 120V119H53ZM56 120V119H55ZM76 120V119H75ZM118 120V116L113 117V121L107 122V125H110L109 131L113 132V127H116V125L119 124V127H121V124L123 125V120L121 121V123L119 122L118 124H116V121ZM118 120V121H119ZM194 120V119H192ZM79 121V120H78ZM84 121V120H83ZM145 121V120H144ZM162 121V120H161ZM169 121V122H170ZM54 122V121H53ZM86 122V121H85ZM163 122V121H162ZM166 121V123H169ZM237 122H241V126H242V130H236V124ZM78 123V122H77ZM145 123V122H144ZM151 123V122H150ZM64 124V123H63ZM62 124V125H63ZM83 124V123H82ZM86 124V123H85ZM84 124V125H85ZM129 124V123H128ZM140 124V123H139ZM139 124L134 125L133 129L128 130L127 127H125L124 129H122L121 131H124V135H122V138L120 139V141L118 140V143H116L115 141V146L113 141L111 142V144L113 143V146L115 147L116 150H122L124 148H130L132 150L133 145H136L143 136V138H146V135H143V133H146V129H143L144 126H140ZM143 124V123H142ZM171 124V123H170ZM214 124V125H213ZM76 125V124H75ZM78 125V124H77ZM84 125H83V129H84ZM148 125V124H146ZM166 125V124H165ZM125 126V124L123 125ZM128 126V125H126ZM171 126V125H170ZM118 127V126H117ZM132 127V126H131ZM151 127V126H149ZM165 127V126H164ZM212 127V128H211ZM65 128V127H64ZM91 128V127H90ZM123 128V127H122ZM145 128H147L145 126ZM161 128V127H160ZM172 128V127H171ZM170 128V129H171ZM184 128V126H183ZM82 126L81 128H78L77 131L75 129L72 130L73 134L72 136H70V138L67 139L65 146L67 147L66 150L65 149H60L61 147L58 148V146H53L54 147V165L58 166L60 163L63 162L64 159H69L68 157L71 156L68 151V148L71 146H73L75 144L76 141L79 142V139L86 138V132L89 131L87 129V131L84 129L83 131ZM148 129V128H147ZM187 129V130H188ZM192 129V128H191ZM93 130V129H92ZM91 130V131H92ZM107 130V128H106ZM151 128L147 131V133L152 134L151 133ZM153 130V129H152ZM158 130V129H157ZM165 130V129H163ZM167 130V129H166ZM186 130V129H185ZM86 131V132H85ZM104 131V130H103ZM143 133H142V132ZM169 131V130H168ZM168 131H164L162 133H164L166 135H168ZM70 132V131H69ZM94 131H92L93 133ZM120 132V131H119ZM126 132V134H125ZM155 132V131H154ZM177 132V131H176ZM175 132V133H176ZM71 133V132H70ZM88 133V132H87ZM95 133V134H94ZM92 139L95 140L97 138L98 140V135L100 136V132L96 133L94 132ZM102 133V132H101ZM115 133V132H114ZM141 136H139V134H141ZM159 133V132H158ZM161 133V131H160ZM171 133H173L171 131ZM61 134V133H60ZM67 134V132H66ZM98 134V135H97ZM105 134V133H104ZM103 134V135H104ZM70 135V134H69ZM101 135L100 138L103 136ZM108 134L106 133V136ZM171 135V134H170ZM55 136V135H54ZM89 136V133H88ZM109 136V135H108ZM145 136V137H144ZM159 136V134L157 135V137ZM172 136V135H171ZM175 136V135H174ZM58 137V136H57ZM90 137V136H89ZM121 137V136H120ZM149 137V135L147 136ZM179 138V135L176 136ZM154 138L155 137H149V142H151V144L154 143ZM160 138V137H159ZM164 137H162L161 139H163ZM175 138V137H174ZM173 138V139H174ZM104 139V137H103ZM102 138L100 140H103ZM106 139V137H105ZM89 140V139H88ZM96 141H88L87 142H83L81 144H83V151L81 149V146L78 144L79 146H76V149H78V147H80L81 152L84 153V157L82 158L84 161L83 163L86 164V166L82 165L81 162L78 160L76 162H78L79 164H81L80 166L82 168H80V170H82V173H80V175L82 177H85V174L91 172L90 168H92L93 166L90 164V162H92L93 159L96 158V151L98 148H100V144H98L100 141L98 140V143ZM108 141H110V139L107 138ZM148 140L146 141V139H142V141H145V143L141 142L140 144L143 146V144L147 145ZM169 140V139H167ZM175 140H179V139H175ZM82 140H80L81 142ZM105 141V140H104ZM54 142V141H53ZM103 142V141H102ZM147 142V143H146ZM164 142V139H163ZM56 143V142H55ZM59 143V142H58ZM101 143V142H100ZM133 144V145H132ZM139 144V143H138ZM137 144V146H139ZM150 143H148V145L152 146ZM60 145V144H59ZM130 145V146H129ZM145 145V147H146ZM157 145V144H156ZM159 145V144H158ZM181 142L178 144V148L180 149L181 146ZM129 146V147H128ZM186 146V145H185ZM184 146V147H185ZM124 147V148H123ZM132 147V148H131ZM141 147V146H139ZM149 147V146H147ZM156 147V148H155ZM171 147V146H170ZM188 147V146H187ZM142 148V147H141ZM155 148V149H154ZM168 148V147H167ZM53 149V148H51ZM128 149V150H130ZM135 150L136 147H134ZM182 149V148H181ZM34 150V149H33ZM71 150V149H70ZM75 150V149H74ZM71 150V151H74ZM150 150V148H149ZM168 150V149H167ZM187 150V149H184ZM31 151V150H30ZM53 151V150H52ZM134 151V150H133ZM152 151V150H150ZM129 152V151H128ZM127 152V153H128ZM183 152V150H182ZM33 153V152H31ZM30 153V155H31ZM37 153V156H39ZM79 153V150H78ZM75 153L73 156L74 159H72V163L71 160H67V163L73 164V161H75L78 157H82L80 156V154ZM116 153V152H115ZM131 155V152H129ZM136 153V152H135ZM147 153V152H146ZM171 153V152H170ZM186 153V152H185ZM236 153L237 157H241L243 158L245 161H247L248 164H250L252 166V171L251 174L246 173V170H243L244 172H240V169L236 172V168H241L240 167V163L236 160V156L234 155ZM46 154V153H45ZM47 154H50L49 152ZM46 154V155H47ZM53 154V153H52ZM73 154V152H72ZM96 154V155H95ZM99 154V152H98ZM111 154V153H110ZM117 154V153H116ZM133 154V153H132ZM140 154V153H139ZM143 154V153H142ZM190 154V153H189ZM45 155V156H46ZM77 155H79L76 159L75 157ZM95 155V156H94ZM121 155V154H120ZM119 155V156H120ZM129 155V156H130ZM134 155V154H133ZM138 155V154H137ZM188 156V154H186ZM36 155L33 156L32 159H34ZM41 156V154H40ZM51 156V155H50ZM115 156V154H114ZM128 156V157H129ZM141 156V155H140ZM139 156V157H140ZM182 156V155H181ZM235 156V157H234ZM21 157V158H20ZM116 157V156H115ZM123 157V156H122ZM147 157V156H146ZM24 158V159H23ZM114 158V157H113ZM130 158V157H129ZM133 158V159H132ZM132 161L135 163L134 160L135 157H132ZM178 158V157H177ZM31 159V157H30ZM79 159V158H78ZM126 159V158H125ZM81 160V159H80ZM130 160V159H129ZM168 160V161H167ZM25 161V160H24ZM23 161V162H24ZM44 161V160H42ZM51 162H53V157L52 159H50ZM70 161V162H69ZM114 161V160H113ZM128 161V160H127ZM131 161V162H132ZM137 160L136 163V167L138 165V163L140 164V161ZM182 161V160H181ZM240 161V160H239ZM26 162V161H25ZM24 162V163H25ZM33 162V161H30ZM97 162V161H96ZM132 162V164H133ZM24 163H23V167H24ZM66 163V164H67ZM128 163V162H127ZM125 163V164H127ZM182 163V162H181ZM21 164V162L19 163ZM51 164V165H52ZM65 164V161H64ZM74 164L76 165V163L74 162ZM88 164H90L89 168H88ZM122 164V162L120 163ZM130 164V163H129ZM128 164V165H129ZM143 164V163H142ZM110 165V164H109ZM114 165V164H112ZM123 165V164H122ZM134 165V164H133ZM132 165V168H133ZM151 165V164H150ZM22 166V165H21ZM55 166V167H56ZM69 166H74V165H69ZM68 166V168H69ZM127 166V165H126ZM134 166V167H135ZM142 166V165H141ZM149 166V165H148ZM147 166V167H148ZM166 166V167H165ZM64 167V166H63ZM67 167V166H66ZM78 167V166H77ZM75 166V168H77ZM87 167V168H86ZM113 167V166H112ZM120 167V166H119ZM122 167V166H121ZM144 166H142L143 168ZM146 167V168H147ZM164 167V168H163ZM169 167V165H168ZM175 167V166H174ZM53 168V167H52ZM58 168V167H57ZM67 168V169H68ZM71 168V167H70ZM74 168V167H73ZM71 168V170L73 169ZM74 168V171L77 170ZM117 168V167H116ZM128 168V166H127ZM123 167L124 171L127 169ZM140 168V167H139ZM137 167V169H139ZM54 169V168H53ZM59 169V168H58ZM66 169V170H67ZM95 172L96 171V168ZM98 169V168H97ZM107 169V172L109 169V167L107 166V168L105 167V170ZM123 169H120L119 171H123ZM176 169V168H175ZM23 170V169H22ZM65 170V171H66ZM104 171V168L102 169ZM116 169H114L112 172H114ZM129 170V169H128ZM127 170V171H128ZM37 171V170H36ZM73 171V172H74ZM78 171V170H77ZM117 171V170H116ZM115 171V172H116ZM130 171V170H129ZM25 173V170L23 171ZM29 172V171H28ZM38 172V171H37ZM44 172V171H42ZM54 172V171H53ZM51 172V173H53ZM67 172V171H66ZM81 172V171H80ZM100 172V171H99ZM142 172V171H141ZM140 172V173H141ZM147 172V171H146ZM23 173V177H25L26 175H28L27 173H25L24 175ZM39 173H41V171H39ZM46 173V172H44ZM76 172H74L75 174ZM93 173V170L91 172ZM90 173V174H91ZM105 173V172H104ZM125 173V172H124ZM123 173V174H124ZM130 173V172H129ZM127 173V176H129ZM133 173V171L131 172ZM145 173V172H144ZM67 174V173H66ZM65 174V175H66ZM71 174V172H70ZM79 174V173H78ZM76 176V179H82V177L79 175ZM84 174V175H82ZM89 174V175H90ZM114 174V173H113ZM116 174V173H115ZM114 174V175H115ZM118 174V171H117ZM116 174V175H117ZM153 174V175H154ZM13 175V176H14ZM17 175V174H16ZM43 175V174H42ZM50 174H48L47 176H49ZM53 175V174H52ZM73 175V174H72ZM71 175V176H72ZM98 175V172H97ZM106 175V174H105ZM111 175V174H110ZM125 175V174H124ZM146 175V174H145ZM18 176V177H17ZM16 177L17 181L21 184L22 186V181L19 177L20 175L18 174ZM61 176V175H60ZM69 176V178L71 177ZM75 176L73 177V180L75 179ZM103 176V175H102ZM108 176V175H106ZM112 176V175H111ZM118 176V175H117ZM122 177V174L119 175ZM126 176V177H127ZM149 176V174H148ZM22 177V179H23ZM29 177V176H28ZM41 177V175L39 176ZM44 177H46L44 175ZM52 177V176H51ZM109 177V176H108ZM107 177V178H108ZM176 177V176H175ZM22 181L20 182L19 179ZM33 178V177H32ZM87 178V177H86ZM85 178V180H86ZM98 178V176H97ZM105 177H103L104 179ZM116 178V177H115ZM118 180L120 181L119 177H117ZM124 178V177H123ZM144 178V177H143ZM146 178V177H145ZM148 178L151 177H147ZM166 178V179H165ZM171 178V177H169ZM31 179V178H30ZM29 179V180H30ZM72 179V178H71ZM89 179V178H88ZM93 179V178H92ZM125 179V178H124ZM27 180V179H26ZM25 180V181H26ZM109 180V178H108ZM128 180V179H127ZM146 180V179H144ZM169 180V179H168ZM192 180V181H191ZM14 181V179H13ZM16 181V180H15ZM15 181L13 183H15ZM24 181V182H25ZM52 181V180H50ZM67 181V180H66ZM83 181V180H82ZM99 181V180H98ZM103 181V180H102ZM111 181V180H110ZM119 181L117 183H119ZM150 181V180H148ZM191 181V182H190ZM31 182V181H30ZM35 181H32L31 183H29L31 189H36L37 188V184H41V181H39L37 184L33 183ZM37 182V181H36ZM72 182L71 180L68 181V184ZM87 182V181H86ZM116 182V181H115ZM33 183V184H32ZM77 183V182H76ZM88 183V182H87ZM97 183V182H96ZM103 183V182H102ZM110 183V182H109ZM133 183V182H132ZM145 183V182H144ZM148 182H146L147 184ZM167 183H169L170 185H168ZM12 184V185H11ZM17 184V182H16ZM25 184V183H24ZM27 184V183H26ZM46 184H49L46 182ZM74 184V183H72ZM71 184V187H72ZM98 184V183H97ZM114 184V183H113ZM120 184V183H119ZM122 184V183H121ZM145 184V185H146ZM245 184V187H247L246 185H250L249 187H253L254 190H256V194H257V200H258V206L257 207H251L249 206L246 197L244 196L245 194H243L244 191H242V186ZM50 185V184H49ZM54 185V184H53ZM60 185V184H59ZM70 185V184H69ZM89 185V184H88ZM131 185V184H129ZM9 186H11V188H13V186H15L14 190H12ZM29 186H24V188H27ZM52 186V185H51ZM66 186V185H65ZM82 186V185H81ZM84 186V185H83ZM92 186V185H91ZM147 186V185H146ZM42 187V186H41ZM43 187H46L45 185H43ZM61 187V186H60ZM97 187V186H96ZM114 187V186H113ZM121 187V186H120ZM49 188V187H47ZM53 188V187H52ZM84 188V187H83ZM119 188V187H118ZM33 189V190H34ZM40 189V187H39ZM39 189L37 188V193L39 194V192L41 193V191H39ZM46 189V188H45ZM51 189V188H49ZM47 189V190H49ZM54 189V188H53ZM59 189V187L57 188V190ZM67 189V188H65ZM76 189V188H75ZM85 189V188H84ZM83 189V190H84ZM87 189V188H86ZM100 189V186H99ZM32 190V191H33ZM42 190V189H41ZM46 190V191H47ZM56 190V191H57ZM69 190V189H68ZM195 190V191H194ZM17 191L18 187H17ZM16 191V194L18 195ZM55 191V190H54ZM80 191V190H78ZM87 191V190H86ZM96 191V190H95ZM129 191V190H128ZM142 191V189H141ZM140 191V192H141ZM144 191V189H143ZM148 191V190H147ZM156 191V190H155ZM165 191V190H164ZM194 191V192H192ZM23 192V190H22ZM22 192L20 194H22ZM27 192V190H26ZM29 192V189H28ZM31 192V191H30ZM35 193H33L34 195H36V190L34 191ZM48 192V191H47ZM59 192V191H58ZM61 192V191H60ZM65 192V191H64ZM76 192V191H75ZM94 192V191H93ZM151 192V191H150ZM159 192L161 193L162 190H159ZM254 192V191H253ZM43 193V192H42ZM51 193V192H50ZM132 193V192H131ZM154 193V192H153ZM153 193L151 194L153 196ZM158 193V192H157ZM197 193V197L195 199V195ZM247 193V192H246ZM10 194V196H12ZM30 194V193H29ZM48 194V193H47ZM84 194V192H83ZM144 194V193H143ZM147 194V193H146ZM13 195V196H14ZM16 195V196H17ZM25 195V192H24ZM27 195V194H26ZM32 195V194H31ZM30 195V196H31ZM33 195V197H34ZM42 194H39L38 196H40ZM80 195V194H79ZM149 195V194H148ZM21 196V195H20ZM29 196V195H28ZM44 196V195H43ZM43 196H41V198H43ZM66 196V193H65ZM68 196V194H67ZM155 196V195H154ZM158 196H161L158 194ZM157 196V197H158ZM166 196V198H167ZM18 197V196H17ZM24 197V196H23ZM32 196L29 197L32 199ZM48 198V196H45ZM44 197V199H45ZM61 197V196H60ZM70 197H74V196H69ZM148 197V196H147ZM146 197V198H147ZM39 198L37 196H35V199ZM102 198V197H101ZM161 199L163 198V200H165V197H160ZM62 199V198H61ZM159 200V198H157ZM15 200V199H14ZM43 200V199H42ZM50 200V198H49ZM141 200V199H139ZM155 200V199H154ZM162 200V201H163ZM12 201V202H10ZM105 201V200H104ZM151 201V200H150ZM25 202V201H24ZM27 202V201H26ZM25 202V204H26ZM31 202V201H29ZM33 202V200H32ZM47 202V201H46ZM49 202V201H48ZM51 202V200H50ZM62 202V201H61ZM64 202V201H63ZM78 202V201H77ZM107 203V201H105ZM141 202V201H140ZM145 202V201H144ZM167 202V201H166ZM11 203V204H10ZM104 203V202H103ZM169 203V202H167ZM51 204V203H50ZM108 204V203H107ZM105 204V205H107ZM206 204L212 205V208H210V211L207 210H202L203 205L206 206ZM11 205H13L14 208L11 209ZM32 205V204H31ZM48 205V204H47ZM73 205V204H72ZM91 205V204H90ZM93 205V204H92ZM110 205V204H109ZM68 206V205H67ZM66 206V208H67ZM89 206V205H88ZM115 206V205H114ZM153 206V205H152ZM155 206V205H154ZM158 206V205H157ZM40 207V205H39ZM101 207V206H99ZM113 207V206H112ZM77 208V207H76ZM134 208V207H133ZM156 208V207H155ZM206 208V207H205ZM57 209V208H56ZM55 209V210H56ZM68 209V208H67ZM112 209V208H111ZM119 209V208H118ZM99 210V209H98ZM113 210V209H112ZM120 210V209H119ZM118 210V211H119ZM155 210V209H154ZM157 210V209H156ZM94 211V209H93ZM102 211V210H101ZM63 212V211H62ZM68 212V211H67ZM73 212V211H72ZM77 212V211H76ZM99 212V211H98ZM116 212V211H115ZM15 213V212H14ZM53 213V212H51ZM64 213V212H63ZM109 213V212H108ZM138 213V212H137ZM147 213V212H146ZM145 213V214H146ZM46 214V213H45ZM54 214V213H53ZM100 214V213H99ZM123 214V213H121ZM140 214V213H139ZM167 214V215H166ZM51 215V214H50ZM55 215V214H54ZM73 215V214H72ZM77 215V214H76ZM101 215V214H100ZM100 219L102 218V215L100 216ZM107 215V214H106ZM143 215V214H142ZM156 215V214H155ZM11 217H15L13 215H10ZM19 216V215H18ZM24 216V214H23ZM41 215H39V219ZM43 216V215H42ZM93 216V215H92ZM111 216V215H110ZM126 216V215H125ZM3 217V215L1 216ZM0 217V219H1ZM35 217V216H33ZM91 217V216H90ZM94 217V216H93ZM114 218V216H111ZM124 217V216H123ZM37 218V217H36ZM48 218V217H47ZM52 218V217H51ZM104 218V217H103ZM117 218V217H116ZM115 218V219H116ZM151 218V217H150ZM38 219V221H39ZM49 219V218H48ZM94 219V218H92ZM105 219V218H104ZM247 219V222L242 224V221ZM19 220V219H18ZM80 220V218H79ZM99 220V219H98ZM108 220V219H107ZM106 220V221H107ZM111 220V218H110ZM109 220V221H110ZM120 220V218H119ZM152 220V219H151ZM154 220V219H153ZM0 248L2 247V242H3V237L9 229H11V225L13 222V219L11 221H9L8 216H4L3 217V221L0 220ZM15 221V220H14ZM36 221V219H35ZM41 221V220H40ZM43 221V220H42ZM52 221V220H51ZM54 221V220H53ZM97 221V220H96ZM105 221V222H106ZM108 221V222H109ZM113 221V220H112ZM110 221L109 223L111 224ZM118 221V220H117ZM138 221V220H137ZM246 221V220H245ZM46 222V221H45ZM50 222V221H49ZM102 222V221H99ZM150 222V221H149ZM149 222L147 224V226L149 225ZM16 223V222H15ZM32 223V222H31ZM43 223V222H42ZM48 223V222H47ZM52 223V222H51ZM55 224V222H53ZM58 223V222H57ZM56 223V224H57ZM14 224V222H13ZM35 224V223H32ZM45 224V223H44ZM108 224V225H110ZM113 224V223H112ZM111 224V225H112ZM142 224V223H141ZM30 225V224H29ZM39 225V223L37 224ZM46 225V224H45ZM59 225V224H58ZM70 225V224H69ZM93 225V224H92ZM96 225V224H94ZM107 225V226H108ZM110 225V226H111ZM187 227V229L185 230L183 227L185 226ZM34 226V225H32ZM31 226V227H32ZM53 226V225H52ZM98 226V225H97ZM102 226V225H101ZM113 226V225H112ZM129 226V225H128ZM146 226V225H145ZM144 226V227H145ZM150 226V225H149ZM28 227V226H27ZM43 227V226H42ZM57 227V226H56ZM55 227V228H56ZM60 227V226H58ZM57 227V229H58ZM96 227V226H95ZM100 227V225L98 226ZM115 227V224H114ZM113 227V229H114ZM122 227V226H121ZM143 227V226H142ZM180 229H184L185 231L183 232V230L179 231ZM44 228V227H43ZM46 228V226H45ZM48 228V226H47ZM54 228V229H55ZM62 228V227H61ZM118 228V227H117ZM146 228V227H145ZM151 228V227H150ZM8 229V230H7ZM40 229V228H39ZM37 229V230H39ZM112 229V230H113ZM12 230V229H11ZM50 230V229H49ZM102 230V228H101ZM110 230V229H109ZM139 230V229H138ZM143 230V228H142ZM149 231V229H146ZM145 230V231H146ZM177 230V231H176ZM198 230V231H199ZM53 231V227L52 230ZM58 231V230H57ZM66 231V230H65ZM69 231V230H68ZM111 231V230H110ZM114 231V230H113ZM112 231V232H113ZM140 231V230H139ZM143 230V232H145ZM98 232V231H97ZM133 232V231H132ZM150 232V231H149ZM148 232V233H149ZM47 233V232H46ZM96 233V232H95ZM103 233V232H102ZM101 233V234H102ZM105 233V232H104ZM103 233V234H104ZM110 233V232H108ZM223 233V232H222ZM28 234V233H27ZM32 234V233H31ZM44 234V233H43ZM61 234V232H60ZM98 234V233H97ZM95 234V235H97ZM141 234V232H140ZM145 234V233H144ZM153 234V235H154ZM200 234V233H199ZM206 234V235H205ZM54 235V234H53ZM94 235V234H93ZM111 236V234H109ZM107 234V236H109ZM112 235H114L112 233ZM142 235V234H141ZM152 235V233H151ZM28 236V235H27ZM55 236V235H54ZM58 236V235H57ZM102 236V235H101ZM115 236V240L117 242V246H113L116 250H120L121 247L125 244L124 243V239H122L123 237H119L120 235H114ZM8 238V236H6ZM52 237V236H51ZM66 237V236H65ZM98 237V235H97ZM96 237V238H97ZM152 237V236H151ZM153 237V238H155ZM213 237V236H212ZM40 238V237H39ZM56 238V237H55ZM102 238V237H101ZM105 238V237H104ZM108 238V237H107ZM112 238V237H111ZM114 238V237H113ZM219 238V237H218ZM225 238V237H224ZM28 239V238H27ZM32 239V237H31ZM35 239V238H34ZM65 239V238H64ZM98 239V238H97ZM96 239V240H97ZM106 239V238H105ZM110 238H108L109 240ZM139 239V238H138ZM203 239H205L203 241ZM223 239V238H222ZM26 240V239H25ZM38 240V239H36ZM47 240V239H46ZM95 240V239H94ZM103 240V238H102ZM111 240V239H110ZM140 240V239H139ZM142 240V239H141ZM140 240V243L142 242ZM149 241V238L146 239ZM153 240V239H152ZM212 240V241H211ZM30 241V239H29ZM39 241V240H38ZM43 241V240H42ZM53 241V240H52ZM71 241V240H70ZM98 241V240H97ZM96 241V242H97ZM107 241V240H106ZM148 241H146L148 243ZM48 242V240H47ZM94 242V241H93ZM105 241H103L104 243ZM111 242V241H110ZM154 242V241H153ZM28 243V242H27ZM35 243V241H34ZM33 243V244H34ZM65 243V242H64ZM73 243V242H71ZM89 244V242H87ZM148 243V244H149ZM214 243V242H213ZM6 244V243H5ZM29 244V243H28ZM48 244V243H47ZM82 244V243H81ZM86 244V245H88ZM98 244V243H97ZM96 244V246H97ZM102 244V243H101ZM108 245V242L106 243ZM135 244V243H134ZM149 244V245H150ZM215 244V243H214ZM213 244V245H214ZM43 245V244H42ZM85 245V246H86ZM138 245V244H137ZM211 245V244H210ZM8 246V245H7ZM40 246V245H39ZM89 246V245H88ZM94 246V245H93ZM99 246V245H98ZM140 246V245H139ZM150 246V247H151ZM221 246V245H220ZM35 247V246H34ZM41 247V246H40ZM64 247V246H63ZM103 247V246H102ZM147 247V245H146ZM26 248V247H25ZM88 247H86L85 249H87ZM91 248V247H90ZM90 248H88V251L90 250ZM97 248V247H96ZM98 248H101V246H99ZM130 248V247H129ZM137 248V247H136ZM135 248V249H136ZM9 249V248H8ZM27 249V248H26ZM45 249V248H44ZM43 249V250H44ZM64 249V248H63ZM112 249V248H111ZM128 249V248H127ZM36 250V249H35ZM71 250V249H70ZM102 250V249H101ZM104 250V249H103ZM114 250V249H113ZM6 251V249H5ZM52 251V250H51ZM50 251V252H51ZM87 251V250H85ZM91 251V250H90ZM123 251V250H121ZM125 251V250H124ZM10 252V251H9ZM35 253V251H33ZM48 252V251H47ZM56 252V251H55ZM71 252V251H70ZM101 251L99 250L98 253H100ZM104 252H106L104 250ZM117 252V251H116ZM120 252V251H119ZM220 252V251H219ZM4 253V252H3ZM7 253V251H6ZM57 253V252H56ZM82 253V252H81ZM91 253V252H90ZM103 253V252H102ZM100 253L99 257H101ZM49 254V252L47 253ZM55 254V253H52ZM105 254V253H103ZM107 254V253H106ZM114 255V253H112ZM111 255L110 259H111ZM128 254V253H127ZM8 255V254H6ZM50 255V254H49ZM81 255V254H80ZM4 256V255H3ZM33 256V255H32ZM57 256V255H56ZM72 256V255H71ZM104 256V255H103ZM122 256V255H121ZM9 257V256H8ZM7 257V258H8ZM23 257V256H22ZM73 257V256H72ZM94 257V256H93ZM92 257V258H93ZM107 257V256H106ZM5 258V257H4ZM13 258V257H12ZM36 258V257H35ZM60 258V257H59ZM90 258V257H89ZM95 258V257H94ZM105 259V257H103ZM194 258V259H193ZM9 260L11 258H8ZM7 259V260H8ZM46 259L49 260V262L52 260L51 257L46 255ZM68 259V258H67ZM73 259L70 257V261H73ZM78 259V258H77ZM75 259L74 262L77 260ZM81 259V257L79 258V260ZM85 259V258H83ZM88 259V258H87ZM108 259V258H107ZM3 260V257H2ZM0 260V261H2ZM13 260V259H12ZM23 260V259H22ZM25 260V259H24ZM43 260V259H42ZM96 260V259H95ZM99 260V259H98ZM112 260V259H111ZM119 260V259H118ZM117 260V261H118ZM60 261V260H59ZM82 261V260H80ZM84 261V260H83ZM82 261V262H83ZM91 261V263H93V260H88ZM102 261V260H101ZM218 261V260H217ZM5 262V261H4ZM9 262V261H8ZM15 262V261H14ZM21 262V260H20ZM24 262V261H23ZM28 262V261H27ZM33 262V261H32ZM31 262V263H32ZM48 262V263H49ZM67 262V261H66ZM81 262V263H82ZM85 263L83 264H90L89 262L86 263V261H84ZM97 262V261H96ZM100 262V260H99ZM98 264H101V262ZM111 262V261H110ZM122 262V261H121ZM10 263V262H9ZM26 263V262H25ZM40 263V262H39ZM77 263V261H76ZM113 263V262H112ZM111 263V264H112ZM123 263V262H122ZM1 264V263H0ZM8 264V263H7ZM27 264V263H26ZM34 264V263H33ZM38 264V263H37ZM46 264V263H45ZM75 264V263H72ZM78 264V263H77ZM95 264V263H94Z\"/></svg>",
	"mask_w": 264,
	"mask_h": 264
}]
</instances>
